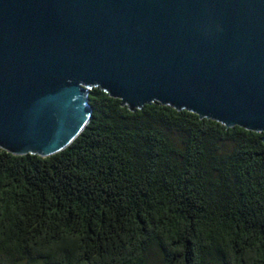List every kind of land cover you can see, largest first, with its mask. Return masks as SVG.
I'll use <instances>...</instances> for the list:
<instances>
[{
  "label": "trees",
  "instance_id": "1",
  "mask_svg": "<svg viewBox=\"0 0 264 264\" xmlns=\"http://www.w3.org/2000/svg\"><path fill=\"white\" fill-rule=\"evenodd\" d=\"M88 99L61 151L0 148V264H264L263 133Z\"/></svg>",
  "mask_w": 264,
  "mask_h": 264
},
{
  "label": "water",
  "instance_id": "2",
  "mask_svg": "<svg viewBox=\"0 0 264 264\" xmlns=\"http://www.w3.org/2000/svg\"><path fill=\"white\" fill-rule=\"evenodd\" d=\"M93 87L264 142V0H0V148L61 151Z\"/></svg>",
  "mask_w": 264,
  "mask_h": 264
},
{
  "label": "bare ground",
  "instance_id": "3",
  "mask_svg": "<svg viewBox=\"0 0 264 264\" xmlns=\"http://www.w3.org/2000/svg\"><path fill=\"white\" fill-rule=\"evenodd\" d=\"M7 236V235H6ZM9 236V235H8Z\"/></svg>",
  "mask_w": 264,
  "mask_h": 264
}]
</instances>
